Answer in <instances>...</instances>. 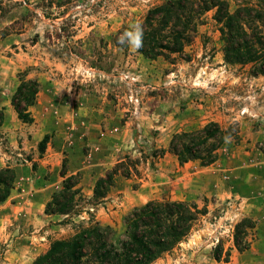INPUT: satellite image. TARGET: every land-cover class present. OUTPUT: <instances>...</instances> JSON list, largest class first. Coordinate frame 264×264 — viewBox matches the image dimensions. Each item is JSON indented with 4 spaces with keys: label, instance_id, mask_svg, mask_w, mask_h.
Masks as SVG:
<instances>
[{
    "label": "rangeland",
    "instance_id": "rangeland-1",
    "mask_svg": "<svg viewBox=\"0 0 264 264\" xmlns=\"http://www.w3.org/2000/svg\"><path fill=\"white\" fill-rule=\"evenodd\" d=\"M164 1L0 0V73L2 77L10 74L8 67L15 64L16 82L37 80L41 75L44 83L51 85L47 86L50 93L61 98L78 96L81 91L119 103L120 116L112 133L123 144L120 169L125 175L127 168L129 181L114 188L112 199L98 207L97 218L122 231L126 214L149 200L194 202L206 207L208 213L184 242L153 264H231V255L241 253L231 251L235 225L247 218L239 212L241 196L264 194V136L242 149L245 153L240 134L244 117L251 119L250 129L264 132V77L250 76L248 67L224 62L213 11L205 14L194 43L186 49L189 61L171 65L163 59L149 60L127 41L119 42L149 8ZM244 1L251 0H227L231 11ZM47 88L42 91L46 93ZM66 106L61 101L34 111L38 120L48 115L42 149L41 140L34 152L21 157L35 169L53 134L67 132V126L60 124L67 117ZM178 108L180 117L187 110L181 118L183 128L176 117H160V111L171 113ZM209 122L232 130L217 161L208 167L180 164L168 151L172 135ZM57 160L61 173L63 164L67 169L68 159L61 154ZM97 179L85 177V192L91 184L94 188ZM250 183L256 185V191ZM64 219L55 223L54 239L70 233L71 226L61 224ZM248 219L253 228L243 229L242 243L250 246L261 233L253 218ZM219 245L222 253L217 261L214 252ZM226 251L230 252L229 262Z\"/></svg>",
    "mask_w": 264,
    "mask_h": 264
},
{
    "label": "trees",
    "instance_id": "trees-1",
    "mask_svg": "<svg viewBox=\"0 0 264 264\" xmlns=\"http://www.w3.org/2000/svg\"><path fill=\"white\" fill-rule=\"evenodd\" d=\"M210 11L214 12L212 18L220 33L224 62L248 67L250 76L264 77V0L244 1L233 11L227 0H166L149 8L139 21L143 46L138 52L146 59H163L170 64L189 61L186 49L194 43L198 27ZM38 91L36 80L21 79L12 97L18 117L25 123L33 122L29 107L35 103ZM231 131L209 122L177 132L172 135L168 151L180 164L197 161L206 167L218 159ZM44 142L46 137L40 142L41 149ZM121 166L120 162L98 177L89 197L83 192L81 175H67L63 164L61 187L46 203L45 214L65 216L61 224L71 226V231L53 239L32 264H153L184 242L208 213L206 207L194 202L153 199L132 208L124 217V228L117 231L100 221L97 212L107 201ZM125 172L127 175V168ZM15 180L13 168L0 169V204L9 197ZM251 222L243 218L235 225L234 245L240 252L249 248V243H242V235H246L244 228H253ZM221 253L219 245L214 252L217 261ZM225 255L228 261L230 252Z\"/></svg>",
    "mask_w": 264,
    "mask_h": 264
},
{
    "label": "crops",
    "instance_id": "crops-1",
    "mask_svg": "<svg viewBox=\"0 0 264 264\" xmlns=\"http://www.w3.org/2000/svg\"><path fill=\"white\" fill-rule=\"evenodd\" d=\"M8 68L10 74L2 77L0 73V169L13 168L16 180L9 197L0 204V264H32L39 254L47 250L51 239H54L58 226L55 223L65 217L45 214L46 203L59 185L60 179H63L57 162L58 156L62 154L68 159V167L65 168L67 175H81L83 192L89 197L93 194V184L85 192V177L95 179L103 176L123 160L120 152L123 146L121 139L112 133L119 120L120 104L107 97L85 95L81 91L78 96L70 94L61 98L50 93L51 88L47 86L51 85L45 84L39 75L36 80L39 83L36 102L29 107L33 122L25 123L19 119L12 105V97L19 84L15 81L16 65L11 64ZM44 88H47L46 93L42 91ZM61 101L67 104L68 109L67 117L60 123L64 127L67 126V132L59 130L53 134L48 151L43 158H39V165L35 169L32 162L21 157L26 152H34L47 134L45 128L48 115L41 113L43 116L38 120L34 111L43 109L45 105H59ZM186 111L182 117H185ZM141 113L143 114L144 110ZM41 114L39 112V115ZM163 115L167 120L176 117L178 122L182 121L181 128L184 127L185 121L179 116V108L171 113L168 109L160 111V117ZM233 120L236 119H231ZM249 121L251 122V119L247 117L240 119V134L243 137L241 150L264 136V132L250 129ZM168 128L167 125L165 129ZM64 151L67 152L66 155L63 154ZM48 172L49 176L45 177ZM125 181L128 182L129 179L120 170L115 175L114 187L104 205L112 199L114 188H120ZM232 183L230 179V184ZM250 184L256 191V185ZM123 192L127 193V190ZM239 212L243 217L253 218L256 222L255 229L261 234L248 249L238 253V256L231 255V261L227 262L264 264V194L259 192L241 196ZM234 250L235 247L231 251Z\"/></svg>",
    "mask_w": 264,
    "mask_h": 264
},
{
    "label": "clouds",
    "instance_id": "clouds-1",
    "mask_svg": "<svg viewBox=\"0 0 264 264\" xmlns=\"http://www.w3.org/2000/svg\"><path fill=\"white\" fill-rule=\"evenodd\" d=\"M126 41L134 49H139L143 46V29L141 25L134 24L130 26V30L125 31L121 35L119 42L123 44Z\"/></svg>",
    "mask_w": 264,
    "mask_h": 264
}]
</instances>
